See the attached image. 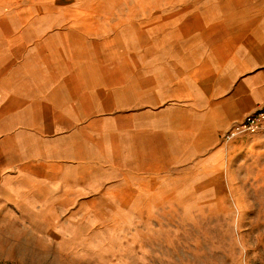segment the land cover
<instances>
[{
  "label": "crops",
  "instance_id": "crops-1",
  "mask_svg": "<svg viewBox=\"0 0 264 264\" xmlns=\"http://www.w3.org/2000/svg\"><path fill=\"white\" fill-rule=\"evenodd\" d=\"M69 10L0 0L3 201L148 197L221 157L222 133L264 104V17L196 55L189 36L138 52L130 31Z\"/></svg>",
  "mask_w": 264,
  "mask_h": 264
},
{
  "label": "rangeland",
  "instance_id": "rangeland-1",
  "mask_svg": "<svg viewBox=\"0 0 264 264\" xmlns=\"http://www.w3.org/2000/svg\"><path fill=\"white\" fill-rule=\"evenodd\" d=\"M39 1L130 31L151 53L189 36L196 55L219 54L264 17V0ZM162 185L132 201L0 195V264H264V132L236 135L221 157Z\"/></svg>",
  "mask_w": 264,
  "mask_h": 264
},
{
  "label": "built area",
  "instance_id": "built-area-1",
  "mask_svg": "<svg viewBox=\"0 0 264 264\" xmlns=\"http://www.w3.org/2000/svg\"><path fill=\"white\" fill-rule=\"evenodd\" d=\"M264 132V104L247 114L241 122L232 123L223 133L224 140H229L238 134L249 135L252 132Z\"/></svg>",
  "mask_w": 264,
  "mask_h": 264
}]
</instances>
